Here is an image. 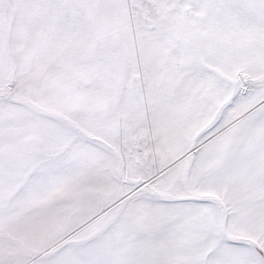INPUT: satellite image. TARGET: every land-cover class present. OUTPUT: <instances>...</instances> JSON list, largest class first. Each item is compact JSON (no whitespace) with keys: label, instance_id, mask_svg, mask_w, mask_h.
Here are the masks:
<instances>
[{"label":"snow or ice","instance_id":"obj_1","mask_svg":"<svg viewBox=\"0 0 264 264\" xmlns=\"http://www.w3.org/2000/svg\"><path fill=\"white\" fill-rule=\"evenodd\" d=\"M0 264H264V0H0Z\"/></svg>","mask_w":264,"mask_h":264}]
</instances>
